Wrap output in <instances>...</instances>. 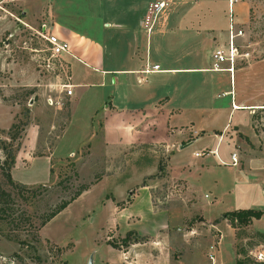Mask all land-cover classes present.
Listing matches in <instances>:
<instances>
[{
  "label": "rangeland",
  "instance_id": "rangeland-1",
  "mask_svg": "<svg viewBox=\"0 0 264 264\" xmlns=\"http://www.w3.org/2000/svg\"><path fill=\"white\" fill-rule=\"evenodd\" d=\"M156 1L160 0H16L5 5L8 12L0 10V140L10 142L15 149L17 166L22 167L25 165L22 157L32 150L33 155H40L43 149L55 150L51 175L33 170L13 172L16 180L36 184L14 188L5 183L0 171L2 188L12 196L8 217L0 220V264H210L207 255L208 246L212 245L216 248V261L235 264L239 258L252 260L251 252L264 246V237H261L264 235V217L256 224V219H252L248 225L238 226L230 224L224 216L228 212L224 210L239 207H252L264 213V184L263 188L258 182L246 187L237 177L239 167L218 162V150L227 152L222 137L215 145L216 154L207 155L209 148L201 151L199 160L209 162L208 170L201 175L191 170L189 179L193 189L182 179L171 177L168 167L170 148L140 144L106 153L100 151L97 144L101 139L97 131L101 118L93 119L97 137L89 143L90 127L85 124V118L107 104L109 79L103 87L91 85L82 91V97L76 98L74 119L62 135L69 119L70 101L68 97L57 99L52 87L48 86L55 81L53 77L38 72L29 51L22 48L25 46L23 41L28 42L31 30L15 19L18 16L37 28L48 17L49 10L54 23L61 25L63 21L101 39L108 66L113 61H130L133 63L130 68L139 76L147 55L148 30L167 25L166 35L153 39L150 59H154L155 50L159 54L155 58H170L174 66L208 69L162 74L165 84H157L150 95H162V98L173 89L176 78L182 87L195 90L196 117L202 110L230 108L236 96L246 98L248 102L262 99L264 94L259 90L264 86V0H239L246 4L245 20L238 18L244 35L234 43L237 52L245 53L247 57L236 59L231 73L212 70L213 51L218 46H227V0H163L166 2L164 13L154 21L151 5ZM23 10L26 13L22 15ZM140 22L146 40L143 35L134 34V29L139 30L136 27ZM36 47L44 49L42 42L36 43ZM221 66L226 68L227 63ZM79 68L81 71L91 69L88 64ZM136 75L131 76L134 79ZM154 76L159 75L148 74V83ZM30 90L33 93L26 94ZM48 96L53 97L52 104L46 102ZM260 106L264 107V103ZM254 107L259 106L233 110L232 123L239 119L244 131L248 130L249 124L256 133L258 129L264 130L261 127L264 108ZM219 120L220 123L223 117ZM210 123L211 120L208 125H212ZM13 124L18 126L14 130ZM203 132L198 135L202 136ZM16 133L15 140L10 141L8 136ZM35 142L37 145L33 149ZM247 143L250 152H258V140L253 146L248 140ZM192 149L187 148L180 158L191 159ZM70 152L75 154L67 157ZM3 159L0 149V162ZM176 160L169 162L174 166ZM159 165L162 171L158 170ZM173 169L178 173L179 168ZM212 177L216 180L215 185L207 180ZM81 184H88V189L98 185L92 193L72 201L41 226L50 211L68 200ZM142 184L150 190L153 210L157 213L150 212L142 217L143 221L154 220L149 234L138 235L134 231L126 245L121 240L127 231L124 227L107 228L115 223V213L101 202L112 194L130 202V196ZM138 239L143 246L133 245ZM112 254H125V257L109 263L106 259Z\"/></svg>",
  "mask_w": 264,
  "mask_h": 264
},
{
  "label": "crops",
  "instance_id": "crops-1",
  "mask_svg": "<svg viewBox=\"0 0 264 264\" xmlns=\"http://www.w3.org/2000/svg\"><path fill=\"white\" fill-rule=\"evenodd\" d=\"M245 9V2H239L238 0V2L234 5V10L237 18L243 21L246 17ZM40 12L41 11H39L37 14H39ZM47 12L48 17H46L45 20H42L41 23H44L51 33L55 34L57 32V36H60L59 38L67 41L70 46L72 55L76 57V59L72 56L65 57L70 66V79L71 84L74 85V88L72 91V95L68 97L70 101L69 119L64 131L62 132V135L68 129L70 124H72L71 122L74 119L75 106L78 102L76 98L82 97V91H86V89L91 85L97 84L103 87L106 80L109 79L110 95L107 100V104L104 105L103 108L94 110L93 113H90V115L85 118L86 123L84 120V123L88 124V126L90 127L91 139H89L88 143L91 142L93 138H96L98 134L100 135L101 141L98 142L99 140H97V149H100V151L102 150L105 153L112 150L136 146L140 144L151 146L158 144L162 147L170 148L171 159L169 158V161L177 158L176 165L174 166L171 162L168 161V167L171 177L182 179L184 183L187 184V186L193 189V182L189 179L191 176V170H196L197 174L201 175V172H206L208 170L206 166H208L209 163L205 160H199L200 157L196 156L195 153L201 152L205 148H209L210 153H208L207 155H212V153L216 154V151H214L215 145L217 143V140L222 137L227 152L218 150L220 152V154H216V159L218 160V162L230 163V155L232 153H237L239 162L238 165L234 167H239L237 172L239 174L237 176L239 178V181L245 184L246 187H249L251 183L258 182V184L263 188L264 130L258 129V133H256L252 129V127H250L249 120L248 130L244 131L240 126L239 119L232 123L233 117L231 116L233 115V110H246L251 106L262 107L260 105L264 103V95L262 99L254 102H248L246 98L242 99V97L237 98L236 96L234 102L233 100L231 101L230 108L223 107L212 109L211 111L202 110L201 112H199L200 114H197L196 117L194 116L195 109L193 107L196 105L193 100L194 98H196L195 90L193 88L189 89L188 86L182 87V85L179 84L180 82L177 83L176 78H174L173 80V89L167 92V94L162 98V95L149 94L152 89H155V87L158 86L157 84H160L161 82L165 84L164 78H161L162 74H178L181 71L183 72L194 69L205 71L208 69L197 67H181L176 65L174 66V64L169 61L170 58H155V56L159 55L156 54L155 50L154 59L153 57H151L150 59V51H152L153 39H158L159 37L165 36L167 33V25H164L162 29H152L148 34L149 38L148 41H146L145 45L147 55L142 63V66L144 67L146 63L158 64L161 69L160 72L149 74L159 76H154L150 83H148V80L150 79L147 78L148 75H141L142 78L141 76L136 75L134 73L135 71H132V69L130 68L133 65V63L130 64V61L128 62L125 60V62L123 63H116L115 61H113L112 65L109 64L110 66H108L104 58L103 41L96 35L92 36L82 30L75 28L72 25L64 23L63 21L61 22V25H58L53 22V16L51 12L49 13V10ZM21 13L23 15L24 13H26V11L23 10ZM25 18L27 17L25 16ZM47 22H51L50 26H48ZM140 24H138L136 27V29L139 30L134 29V34L138 36L143 35L146 40V34L144 30H142V24L141 26ZM160 49H162L161 45ZM82 56L84 59L81 58ZM122 61H124V59ZM160 63L162 64L163 68L161 67ZM85 64H88L91 69L86 68L85 70L83 69L81 71L79 67ZM254 68L255 65L250 68V72L253 71ZM258 69L260 68L258 67ZM239 73L246 74V71L244 72L243 70H239ZM24 75H26V72L24 73ZM131 75L136 76L133 79ZM25 77L26 76L23 77L24 81H26L27 78ZM149 84H152V86H149ZM263 89L264 86H261L259 93L264 94ZM234 106H237V109H234ZM98 116L99 118H101V126L96 134V131H94L95 126L93 125V119ZM220 117H223V120H221V122L219 123ZM209 120H211L210 124L212 125H208ZM216 123L219 124L216 125ZM201 131L204 132L202 133V136H199L198 134ZM245 138H247L251 146H253V142L255 140H258V152H250L248 150V147L250 146L248 145ZM36 145L37 143L35 142L33 149H35ZM82 146L83 145H81L80 147ZM189 147H193L190 152L191 159L187 160L186 158H180L184 156L185 150ZM54 153L55 150L49 151L47 149H43L42 151H40V155H33L32 150L29 154H26L24 157H22V159L25 160V162H22L23 164H25L23 165V167L17 166L18 161L16 156L14 166L10 170L12 178L14 173L18 174L19 171L28 173L31 170H33L34 172L41 171L45 174L51 175V161L54 158ZM74 154L70 152L67 157H72ZM99 155H101V153ZM225 157L229 160L226 161L227 159H224ZM173 167L179 168L178 173H180V176L177 175L178 173H175V169H173ZM207 180H210V183L212 182L211 184L215 185L214 183L216 182V180L213 179V177L208 178ZM15 181L24 185L36 184L24 182L20 179H15ZM98 184L84 191L78 198L92 193L93 189H95ZM130 199V202H126V199L117 198V196L112 194L110 196L108 195V198L104 200V203L101 202L103 206L107 205L115 213V223L107 226V228L117 226L118 228L124 227L125 231L133 230L138 233V235L149 234L148 229L152 226L154 220L153 222L152 220L151 222L143 221L142 217L148 216L150 212H154L150 190L146 185L139 187L135 191V193L130 196ZM122 201H124L125 203L120 206L117 205L118 202ZM248 208L255 209L252 207H239L229 210L227 209L224 211ZM156 213L157 212H154L153 214ZM263 217L264 213L261 218ZM254 222L256 224L258 223V220H254ZM133 245L143 246V244H140L139 242ZM209 247L210 246H208V250ZM124 257L125 254H112L106 259V261L111 263L114 261H118L117 259H122ZM129 257L131 256H128V258ZM136 257V259H138L139 256ZM131 259L134 262V258ZM220 262L215 261V264H221Z\"/></svg>",
  "mask_w": 264,
  "mask_h": 264
},
{
  "label": "built area",
  "instance_id": "built-area-1",
  "mask_svg": "<svg viewBox=\"0 0 264 264\" xmlns=\"http://www.w3.org/2000/svg\"><path fill=\"white\" fill-rule=\"evenodd\" d=\"M16 0H0V10L8 12L5 5L10 4ZM238 0H227L228 3V17H227V43L225 46H218L215 48L212 54L213 58V71H227L229 73L233 72L234 63L236 59L243 60L247 57V54L242 52H237V47L235 45V40L244 35L243 30L239 27L238 18L236 16L234 5ZM166 2L163 0L156 1L151 5V13L153 20L155 21L160 14L164 13ZM13 16L12 13H9ZM17 22L25 28L31 30L28 42L23 41V49H27L30 53L31 59L36 64V69L38 72H42L45 76L53 77L55 80L53 83L49 84V87L54 91L57 99H65L72 95L74 85L71 84L70 80V66L68 61L65 59L66 56H72L70 46L67 41L59 38L57 35L51 33L48 27L41 23L37 28H33L22 21L18 16H15ZM152 29L148 30L150 33ZM36 41V42H35ZM42 42L44 49L36 47V43ZM28 43V44H27ZM43 53L42 55H38ZM227 63L226 68H222L221 64ZM161 69L158 64L146 63L145 66L140 70V74L148 75L151 73L160 72ZM62 75V76H61ZM48 104L53 103V97L48 96L46 98ZM264 107H254V109H260ZM261 127L264 129V122H262ZM196 156H201V152L195 153ZM230 164L232 166L238 165L237 153H232L230 155ZM223 164H227L222 162ZM215 251L216 248L212 245L210 246V251L207 255L210 264H215ZM251 257L257 262L264 263V246L251 252Z\"/></svg>",
  "mask_w": 264,
  "mask_h": 264
},
{
  "label": "trees",
  "instance_id": "trees-1",
  "mask_svg": "<svg viewBox=\"0 0 264 264\" xmlns=\"http://www.w3.org/2000/svg\"><path fill=\"white\" fill-rule=\"evenodd\" d=\"M33 93V90L28 91L26 94ZM18 126L16 124H13L11 128L16 129ZM19 129V128H18ZM17 129V130H18ZM21 129V128H20ZM17 133L10 134L8 137L10 141L15 140L17 137ZM0 149L3 151L4 159L0 162V171L1 175L4 178V181L6 184L13 186L14 188H24L25 185L15 182L11 176V168L13 167L15 163V149L12 148L10 142H5L4 140H0ZM162 167L159 165L158 170L162 171ZM52 172V170L50 169ZM75 175V174H74ZM145 184H142L144 186ZM89 188L88 184H81L77 187V189L74 191V193L69 197L68 200L62 201L57 206L54 207L53 210L50 211V213L41 221V226H44L46 223H48L52 218H54L58 213H60L63 209H65L72 201L77 199L84 191H86ZM12 203V196L11 193L6 191L4 188H2V185L0 183V220L3 218H7V212L11 210L9 206ZM263 215V211L259 209H238V210H232L224 213V216L229 220L230 224L238 225V226H246L248 225L252 219H260ZM134 231H127L125 236L122 238L123 244L129 243V235H132ZM261 237H264L263 234H261ZM139 242V239L134 241ZM113 246V245H112ZM235 264H264L262 262H257L254 259H236Z\"/></svg>",
  "mask_w": 264,
  "mask_h": 264
},
{
  "label": "bare ground",
  "instance_id": "bare-ground-1",
  "mask_svg": "<svg viewBox=\"0 0 264 264\" xmlns=\"http://www.w3.org/2000/svg\"><path fill=\"white\" fill-rule=\"evenodd\" d=\"M233 108H237V106H234Z\"/></svg>",
  "mask_w": 264,
  "mask_h": 264
},
{
  "label": "water",
  "instance_id": "water-1",
  "mask_svg": "<svg viewBox=\"0 0 264 264\" xmlns=\"http://www.w3.org/2000/svg\"><path fill=\"white\" fill-rule=\"evenodd\" d=\"M90 264V263H89Z\"/></svg>",
  "mask_w": 264,
  "mask_h": 264
}]
</instances>
